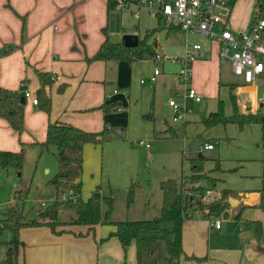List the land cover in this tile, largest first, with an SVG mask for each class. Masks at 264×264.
I'll return each mask as SVG.
<instances>
[{
  "label": "crops",
  "instance_id": "obj_1",
  "mask_svg": "<svg viewBox=\"0 0 264 264\" xmlns=\"http://www.w3.org/2000/svg\"><path fill=\"white\" fill-rule=\"evenodd\" d=\"M250 1L249 5H245L246 1L238 0L233 9L230 27L235 32L248 30L255 19L256 0ZM107 5L108 0H0V86L18 92L22 98L26 91L37 95L42 88L40 73L60 78L46 88L52 102L50 113L26 100L25 126L21 133L0 118V151H23L24 155L29 151L35 157L39 154L41 158L44 150L40 144L46 140L50 123L63 122L87 132L107 129L111 141L99 147L109 144L107 146L122 148L124 152L121 155L111 149L101 161L99 148H96L98 146H85L81 177L82 197L85 200L98 186H101L103 195L113 197L115 191H128L134 184L138 174L127 146L137 135L149 137L152 131L154 133L155 125L143 124L139 120L143 115L148 120L152 117L158 119L157 113L163 114L155 107L156 91L160 87L161 90L168 89L171 95L176 92L179 65L175 61L185 55L188 42L200 43L207 52V58L195 60L192 66V86L201 94L202 100L192 101L198 105L196 114L190 119L199 120L197 124L204 121L200 119L217 111L214 109L219 100V108L224 102L225 115L232 116L235 107L233 98L240 114H259L264 111V101L260 102L264 95V73L248 85L242 77L234 74L230 61L220 60L219 44L201 35L186 33L177 26H167L148 9L118 5L115 10L108 12ZM136 13H139V17H136ZM105 28L113 43H122L123 36L127 34L138 35L141 41L147 31L157 29L158 32L150 38L149 43L155 45L156 52L164 57L163 60L145 59L146 62L135 61L132 64L127 61L88 63L87 58L93 57L105 41ZM182 33L185 36L181 39L179 35ZM156 67L161 69V74L155 83H151L150 77ZM61 86L62 92L59 91ZM107 101L118 102L121 106L105 114L99 107ZM188 120L184 127V138L187 137L186 131L196 126L190 127L194 122ZM224 127L222 139L233 141L227 148L245 146L246 152L236 156L237 159L232 162L221 156L214 158L212 169L205 166L204 173L215 181L212 186L209 183L214 190L213 199H220L226 191L228 206L218 216L221 221L219 229L207 223L201 211L194 212L193 217L185 221L183 249L191 256L208 258L204 263L183 257L181 264H264V236L259 240L245 224L247 221L264 224V212L259 208L264 180L262 185H256L252 190L237 192L228 187L229 175L239 170L252 174L247 177H254V174L264 177L262 126L252 124L241 129L228 124ZM115 130L119 133L115 134ZM165 131H160L162 137L174 139L180 134V130L172 127L168 133L164 134ZM125 133L127 137L123 139ZM206 144L213 145L209 140L201 143L200 152L215 151L222 142L219 141L218 146L213 145L211 150L203 149ZM199 158L206 160L202 153ZM105 171L119 172L117 180H112ZM163 177L167 176L164 174ZM188 178L182 180L185 188H189ZM159 191L161 197L158 201L160 198L162 201L160 188ZM20 192V189L16 191L19 197ZM161 207L162 203L160 211ZM14 208L20 207L16 205ZM224 222L234 223L235 226L241 224L242 232L228 235L230 231L224 228ZM112 231V226L100 225L93 233L87 234L86 227L72 226L67 228V232L58 235L48 226L24 227L20 230L22 244L18 264H137L134 243L126 255L116 237L102 241ZM212 232L222 240L221 245L214 246L213 239L209 240ZM226 237L234 239V242ZM5 248L7 253L8 245Z\"/></svg>",
  "mask_w": 264,
  "mask_h": 264
},
{
  "label": "trees",
  "instance_id": "obj_2",
  "mask_svg": "<svg viewBox=\"0 0 264 264\" xmlns=\"http://www.w3.org/2000/svg\"><path fill=\"white\" fill-rule=\"evenodd\" d=\"M128 1V0H126ZM238 0L233 1V9ZM119 0H108V12L115 10ZM264 18V0H256L255 19ZM105 41L98 52L88 63L95 61H127L132 64L135 61L154 59L156 49L150 44V38L157 29L147 31L145 37L135 48L124 47L121 43H113L110 40L108 30L105 28ZM42 88L38 90V108L46 113L51 112L52 102L46 88L54 82L49 73H40ZM62 92V86L59 88ZM234 101V114L226 116L223 106L216 112L210 114L205 125L214 127L217 125L234 124L243 129L247 125L260 124L262 126V146L264 148V111L259 114H240ZM118 102H105L99 107L105 114L119 109ZM264 110V109H263ZM0 118L5 119L13 130L21 133L25 126V105L21 104L18 92L10 91L0 86ZM177 134V132H176ZM177 136V135H175ZM109 139L107 129L100 132H87L74 125L63 122L50 123L47 128L46 140L40 144L45 151L53 152L57 161V173L51 182L57 189V198L51 205L39 209L33 220H27V216L20 208H11L3 213L0 218V244L5 230L12 233V240L8 243L6 259L3 264H18V256L22 241L20 230L24 227L48 226L54 234L67 232L68 227H86L87 234L95 231L97 226L109 225L114 228L108 237L102 241L116 237L127 255L129 248L134 243L136 246L137 264H181L182 258L202 262V258L196 256H185L183 249V226L187 220L186 213H193L204 206L198 197L203 195L206 188L200 186L204 180L214 185L215 181L204 173L205 159L196 158L190 160L191 175L189 176V188L184 187V182L176 180H165L161 182L163 194L162 207L159 216L151 220L140 221H114L112 213L114 209V198L103 195L101 186L91 193L85 200L82 197V181L84 148L86 145H103ZM25 161L23 151L11 152L0 151V168L6 170L21 171ZM68 185L64 189V185ZM133 184L129 189V204L134 192ZM261 201L259 208L264 212V189L260 191ZM67 195V199L61 201V196ZM228 193L224 191L218 200H214L209 206V211L218 217L227 209L226 198ZM106 206V210H103ZM61 210H70L76 217L69 222L59 220ZM259 240L264 236V228L260 221L249 222ZM82 235V234H79ZM78 235V236H79Z\"/></svg>",
  "mask_w": 264,
  "mask_h": 264
},
{
  "label": "rangeland",
  "instance_id": "obj_3",
  "mask_svg": "<svg viewBox=\"0 0 264 264\" xmlns=\"http://www.w3.org/2000/svg\"><path fill=\"white\" fill-rule=\"evenodd\" d=\"M244 1H246L245 5H249L251 2L250 0ZM232 17L233 14L231 16L230 23ZM159 33L157 34L159 35ZM183 36H185L183 33L179 35L181 39ZM139 62H146V60H140ZM143 66L145 67L146 63H144ZM175 77L178 79L177 75ZM162 78L160 79V82L162 81ZM178 81L177 90L172 95L168 92V89L161 90L159 87L156 91L155 107L158 111H162L161 113H163L166 117L163 118V114L157 113L158 115H156V117H159L158 119H154L152 117L151 119L146 120L145 115H143L144 117L142 116L139 120V122L143 124L155 125L156 129L154 133L152 131V135L149 137H142V135L133 137L128 144L129 146H127L130 150L128 153H130L133 158L132 163L136 165V173L138 175L133 181L136 186H134V192L130 204V188L125 192L117 193L118 191H115L113 194L114 209L112 213V220L140 221L151 220L159 216L160 203H162L161 198L160 201H158L159 197H161V192L159 191V188L161 190V182L163 180L172 179L180 183L183 179L188 178L191 174L190 160H193V158H199L200 153H202V155L206 158L204 168L206 166L212 169L214 166L212 159L219 158L221 156L228 162H232L237 159L236 156H241L244 152H246L245 146L238 147L236 149L227 148V145L233 141L222 139V136L225 133L224 125L220 124L214 127H207L205 122L208 116L205 119H200L204 121L199 124H197L199 120L196 121L194 119H190L196 114V106L198 104L192 102L193 100L186 99L185 86L179 79ZM159 85L160 84L158 83V86ZM171 100L178 106L187 110V112H185L184 119L180 120L178 123L174 122L175 113L170 106ZM219 102L220 100L214 109L215 111L219 109ZM222 105H224L225 112V103L222 102ZM188 119L190 122H194L190 124V127L192 125L196 126H192L190 130H187L186 133L188 138H184V127L187 125L186 123ZM170 127L180 130L179 137L173 139L170 137L166 138L165 136L162 137V135H160V133L164 130H166L164 134L168 133ZM226 130L230 133L228 127ZM237 132H239L238 129ZM114 133L117 134L116 130ZM126 137L127 134L125 133L122 138L126 139ZM208 140L216 146H218V142L221 141L222 145L220 148L217 147V149L212 152H200V144L205 143ZM109 141H111V137H109L106 142L109 143ZM141 141H143L144 144H142ZM107 145L109 144H105L103 148L99 147V145L96 147L99 148L101 161H104L107 151H110L111 149L114 153H120L121 155L124 152V149L122 148H116L115 146L110 147ZM147 145H149V148ZM51 151L52 152L44 151L41 158L39 157V154L35 157L29 151H26L24 165L20 172L13 169L6 170L0 168V218L3 217L4 212L10 209L8 208L10 203L20 207V209H22L26 214L27 220L30 221L35 218L37 210L45 208V206H42V203L47 206L55 202L54 199L56 198V189L51 180L57 172V161L53 154L55 150L52 149ZM44 167H46V169ZM105 172L107 175H111L112 180H117L119 174L118 171V173L109 171ZM164 174L167 177H163ZM251 175L252 174H249L245 170H239L232 173L229 175L228 187L231 190L238 192L241 190H252L255 188L254 186H260V184L262 185L261 182L264 180V177L256 174H254V177H247ZM89 176L91 177L92 173H90ZM140 186L142 187L139 188ZM18 189L21 191L20 197L18 196V193H16ZM61 197L63 198V196ZM62 198L61 201H64ZM147 205L150 207H147ZM104 210H106V206ZM75 217V213L70 210H61L59 214V220L62 222H69ZM249 222L251 221H247L245 223L246 227L250 230L249 232L255 234L253 229L249 228ZM240 225H238V227L235 226L234 223L224 222V228L230 231L228 235H238L241 233L242 230L240 229ZM215 235L217 234L212 232L209 240L213 239L212 243L214 246L215 244L221 245L222 240L216 238ZM226 239L234 242V239L227 237ZM1 240L3 243L0 244V264H3L6 259L5 247H7L8 243L12 240V233L9 230H5ZM225 243L227 244L228 242L225 241ZM184 250L186 252L185 256H191L185 248ZM207 258L208 257H203L202 262L205 263ZM184 259L187 260L185 257Z\"/></svg>",
  "mask_w": 264,
  "mask_h": 264
},
{
  "label": "built area",
  "instance_id": "obj_4",
  "mask_svg": "<svg viewBox=\"0 0 264 264\" xmlns=\"http://www.w3.org/2000/svg\"><path fill=\"white\" fill-rule=\"evenodd\" d=\"M234 0H119V6L135 5L144 8L159 17L167 26H177L182 31L189 34L201 35L220 46V60L230 61L235 75L244 79L248 85L253 84L256 78L264 73V18L254 19L250 28L243 32H235L230 27V19L233 14ZM139 17V13L135 14ZM163 56L157 52L154 60L161 61ZM207 58V52L200 43L188 42L186 53L183 57L176 59L179 65L178 76L180 82L185 86L186 99L200 102L201 94L192 86L193 63L197 59ZM161 74V69L156 67L150 77L151 83H155L157 76ZM58 76H53L52 80L58 81ZM145 81H142L144 83ZM115 93L117 91L115 90ZM26 100L33 105H38V98L30 91L24 93ZM264 95L260 102L263 103ZM170 106L174 110V122L178 123L184 119L185 110L174 101H170ZM143 144V142H142ZM149 148V145H147ZM213 145L206 144L203 149L211 150ZM206 188L203 195L198 199L204 206L201 214L211 226L219 229L221 221L218 217L210 213L208 206L214 201V190L207 180L199 184ZM67 195H63L62 200H66ZM42 206H46L42 203ZM10 209L14 204H9ZM1 210V208H0ZM197 212V211H195ZM194 213V212H193ZM193 213H186L187 220L193 217Z\"/></svg>",
  "mask_w": 264,
  "mask_h": 264
},
{
  "label": "water",
  "instance_id": "obj_5",
  "mask_svg": "<svg viewBox=\"0 0 264 264\" xmlns=\"http://www.w3.org/2000/svg\"><path fill=\"white\" fill-rule=\"evenodd\" d=\"M139 43H140V40H139L138 35L127 34V35L123 36L121 44L127 48H135L139 45ZM26 103H27V101H26L25 97H22L21 98V104L25 105ZM117 132L119 133V131H116V133ZM63 188L67 189L68 185L65 184Z\"/></svg>",
  "mask_w": 264,
  "mask_h": 264
}]
</instances>
